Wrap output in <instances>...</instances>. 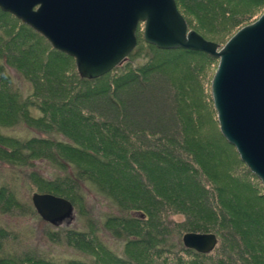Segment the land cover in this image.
Segmentation results:
<instances>
[{"label":"trees","instance_id":"obj_1","mask_svg":"<svg viewBox=\"0 0 264 264\" xmlns=\"http://www.w3.org/2000/svg\"><path fill=\"white\" fill-rule=\"evenodd\" d=\"M175 2L188 28L217 44L226 43L264 8V0ZM5 18L20 29L0 26V164L28 178L35 193L74 205L82 199V185L126 213L101 223L122 243L120 254L98 241L92 227L90 232H52L53 242L81 255L91 253L97 264H188L183 260L188 254L196 264H264V187L241 160L242 166L235 165L243 169L239 177L217 173L214 162L228 158L233 146L221 134L222 143L203 138L193 68L183 59L175 60L178 68L168 65L172 54L205 53L151 45L153 55L164 53L167 60L136 65L130 54L129 62L102 77L82 79L69 56L0 10V22ZM25 37L44 40L38 54ZM7 66L28 82L29 92L14 88ZM23 125L30 137L8 135ZM37 162L50 164L54 173L48 179L39 176ZM0 215L39 217L6 182L0 184ZM177 215L184 218L182 225L171 219ZM187 232L215 234L216 248L210 254L184 248L181 237ZM11 237L16 240L0 229V249ZM0 264L88 263H51L25 255L1 256Z\"/></svg>","mask_w":264,"mask_h":264},{"label":"water","instance_id":"obj_2","mask_svg":"<svg viewBox=\"0 0 264 264\" xmlns=\"http://www.w3.org/2000/svg\"><path fill=\"white\" fill-rule=\"evenodd\" d=\"M0 10L72 57L82 79H97L120 65L137 44L139 23L145 42L160 50L217 58L210 92L219 131L264 187V12L219 48L188 28L175 0H0ZM31 203L50 225L73 213L69 200L49 193H33ZM181 242L199 254L212 253L218 243L213 233L194 232Z\"/></svg>","mask_w":264,"mask_h":264},{"label":"rangeland","instance_id":"obj_3","mask_svg":"<svg viewBox=\"0 0 264 264\" xmlns=\"http://www.w3.org/2000/svg\"><path fill=\"white\" fill-rule=\"evenodd\" d=\"M263 12H264V8L254 17L253 21H251L250 24L255 22L262 15ZM9 15L12 18L17 19L13 15L11 14ZM1 20L2 21L0 22V26H5V29L8 28L11 32L19 31L20 29L19 24L14 23L12 19L5 18ZM17 20L20 21L19 19ZM143 31H144V24L139 23L136 31L137 44L133 49V51L130 53L133 56L132 61L136 65L137 64L144 65L145 62L148 61V59L149 61L151 59H155L154 61H161L160 63L167 60L166 59L167 55H165L164 53H157L156 56L153 55V53L155 52L152 50L151 45L145 42L143 37ZM40 36L45 41H47L42 35ZM42 38L37 37L38 39L37 40L32 37L31 38L25 37L24 40L26 45L27 44L34 45L35 49H37V54H38L40 48L39 46H43L44 44V40ZM224 44L225 43L218 44L219 48L224 46ZM6 50L9 51L8 49ZM129 55L118 66H121L125 62L127 63V61L129 62L130 61L128 60ZM176 55L177 54L171 55V57H175V59H173V61H170V63L168 64L171 69L178 68L179 64H177L176 61H181V59H183L182 60L183 63L185 62L186 64H188V67L191 68V70L193 68L192 71L194 74L193 78L195 81L194 83L195 93L197 94L196 99L199 98L196 102L197 115L198 117H200L203 126L201 130V134L203 135V138L204 137L209 138L212 141L220 143L221 141L219 138L220 136L219 134L221 133L219 131L217 114L213 106L211 92H210L211 81L217 69L219 60L207 54L206 56L184 54L182 58H179L181 57L180 55H178L179 57H177ZM70 58L72 59L73 68L76 70L75 61L72 57ZM175 62L177 67H174ZM6 70L12 77L13 86L16 90H20L23 94H26L27 92L30 91L28 82H26L24 78L20 76L13 67L7 66ZM30 132L23 125L10 129L8 130L7 133L11 137L22 140V139H26V137H30L31 136ZM227 151H228L227 153L228 158L227 157L223 158L221 160V163L219 160H217L218 163L214 162L215 168H217L216 171L217 173L230 172L232 173L233 176L239 177V175L244 174L243 169L241 170L235 169L236 164L239 167L242 166L239 162L240 160L239 156L233 147H230L229 149H227ZM216 159L217 158H215V160ZM218 164L220 165V167L218 166ZM34 171H37V174L45 179H48L49 176L52 173H54V169L51 167L50 164L46 162L35 163ZM22 176L23 175L19 174L18 172H14L13 170H11L10 167L0 164V184H5V182L6 184L8 183L10 187L13 189L14 193L17 194V198L21 202H25L27 204L29 203L31 205L32 204L31 195L37 191V187L32 185L31 181L28 178L24 179ZM219 177L222 178V176ZM220 181L223 184L226 183V179L224 180L220 179ZM216 184L217 183H215V185ZM217 186H221L220 183H218ZM80 189H81L80 193L82 194V199L80 203L76 202V204L74 205L72 204L73 205L72 215L69 218L61 221L57 225H50L44 222L43 220H41L39 217L37 218L31 216L10 217L8 215H0V229L5 230L7 231V233L16 236V240H14V238L11 237L6 243H4V245L0 249V257L1 256L23 257L27 255L35 259L43 258L44 260L49 261L51 263L53 262L63 263L70 261L71 259H76L82 263L95 264L98 261L96 260L94 261V259L91 260V258L89 257V256L92 257L91 253L90 255H85V254L81 255L79 254V252L73 250L72 248L66 245L56 244L55 242H53L52 239H50L49 236V234L52 232L68 230V229L90 232L91 227L98 241H100L105 247H107L114 254L116 253L120 254L122 250V243L111 238L110 234L104 229L101 223H103V221L107 217L126 216V213L121 212L120 209L110 200L106 199L104 195L100 196L99 194L94 193L92 190L91 191L88 190L82 185ZM171 219L180 225H182L184 222L183 221L184 218L178 215L171 217ZM95 257L96 256H94V258ZM183 260L188 264L197 263V260L194 259V256L193 255L191 256L190 254L184 255Z\"/></svg>","mask_w":264,"mask_h":264}]
</instances>
